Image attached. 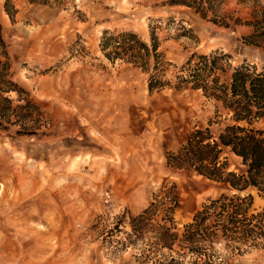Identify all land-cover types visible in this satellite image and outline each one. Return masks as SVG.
<instances>
[{"label":"rangeland","instance_id":"obj_1","mask_svg":"<svg viewBox=\"0 0 264 264\" xmlns=\"http://www.w3.org/2000/svg\"><path fill=\"white\" fill-rule=\"evenodd\" d=\"M4 1L0 59L20 91L3 94L12 105L26 99L35 105L0 115V264L162 260L166 250L152 242L153 233L136 236L130 225L161 185H177L179 230L210 198L228 192L223 182L165 164L193 126L217 134L229 121L201 89L175 87L176 75L193 53H229L218 71L224 80L232 65H264V33L249 23L258 3L204 0L198 11L167 0H10L11 18ZM151 30L156 53L136 63L130 58L136 49L115 55L102 46L108 35L124 42L126 31L150 46ZM151 75L165 83L150 90ZM223 155L228 169L243 166L239 156ZM245 192L253 207L264 205L255 189ZM217 264H264V247Z\"/></svg>","mask_w":264,"mask_h":264},{"label":"trees","instance_id":"obj_2","mask_svg":"<svg viewBox=\"0 0 264 264\" xmlns=\"http://www.w3.org/2000/svg\"><path fill=\"white\" fill-rule=\"evenodd\" d=\"M255 1L258 6L253 9L254 19L249 23L259 26L260 33H264V0ZM167 2L194 6L198 11L204 9V0ZM4 8L12 18L13 11L16 12L14 4L5 0ZM121 36L124 42L115 39L119 35L104 36L102 46L111 47L109 53L115 55L128 53V48L136 49L135 54L130 56L135 63L138 56L143 57L149 50L156 53L153 30L150 46L133 31L122 32ZM110 39L113 42L108 41ZM120 47L123 49L120 50ZM3 53L5 55L6 51L3 50ZM227 56V52L213 51L199 53L194 58L193 53L181 64V73L176 75L174 86L180 88L189 84L201 89L206 96L221 103L229 121L217 134H213L208 126H193L185 133L178 148L167 152L165 164L175 169H191L223 182L228 192L210 198L179 230L173 217L179 204L177 185L175 181L164 182L149 203L130 217L133 234L143 235L150 230L153 233L149 236L152 242L166 250V253L162 252L166 255L162 260L155 257L150 260L153 264H196L200 261V264H217L229 254L264 247V205L253 207L252 193H242L247 188H253L264 196V65L246 61L232 65L229 79L224 80L218 71L225 70L222 60ZM8 68L7 61L0 59V115L7 118L10 117L9 112L16 108L35 105L30 99L23 104L12 105V99L3 94L9 90L20 91L16 82L7 78ZM164 83L165 80L151 75L148 87L151 90ZM257 122L261 124L257 125ZM225 151L239 156L243 166L238 170L228 169L227 155H223ZM157 213L159 218L154 217ZM185 255L190 259L184 262Z\"/></svg>","mask_w":264,"mask_h":264}]
</instances>
